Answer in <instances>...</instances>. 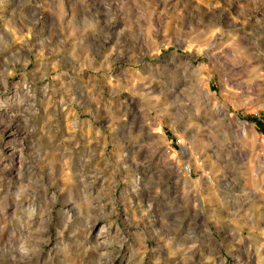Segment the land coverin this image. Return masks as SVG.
<instances>
[{"label":"rangeland","instance_id":"374dc122","mask_svg":"<svg viewBox=\"0 0 264 264\" xmlns=\"http://www.w3.org/2000/svg\"><path fill=\"white\" fill-rule=\"evenodd\" d=\"M0 264H264V0H0Z\"/></svg>","mask_w":264,"mask_h":264},{"label":"bare ground","instance_id":"6f19581e","mask_svg":"<svg viewBox=\"0 0 264 264\" xmlns=\"http://www.w3.org/2000/svg\"><path fill=\"white\" fill-rule=\"evenodd\" d=\"M243 124V123H242Z\"/></svg>","mask_w":264,"mask_h":264}]
</instances>
